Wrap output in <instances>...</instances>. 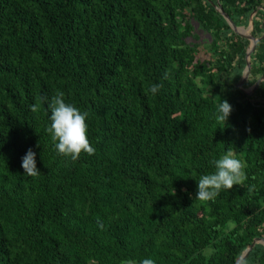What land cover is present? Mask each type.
<instances>
[{
    "label": "trees",
    "instance_id": "16d2710c",
    "mask_svg": "<svg viewBox=\"0 0 264 264\" xmlns=\"http://www.w3.org/2000/svg\"><path fill=\"white\" fill-rule=\"evenodd\" d=\"M196 23L206 43L187 41ZM263 32L264 0H0V264H236L264 239V86L237 85ZM250 57L264 76V37ZM58 91L88 113L93 155L57 152ZM229 151L243 186L197 200ZM240 263L264 264V245Z\"/></svg>",
    "mask_w": 264,
    "mask_h": 264
},
{
    "label": "clouds",
    "instance_id": "9594fccd",
    "mask_svg": "<svg viewBox=\"0 0 264 264\" xmlns=\"http://www.w3.org/2000/svg\"><path fill=\"white\" fill-rule=\"evenodd\" d=\"M242 77H247L250 82H259L264 86V76H257L251 79L247 70H242ZM162 87L160 84H153L150 91L155 95ZM33 113L39 111L37 104L29 106ZM50 109L51 124L47 128L57 152L64 157L70 158L73 162L76 161L81 153L93 155L95 149L91 146L87 136L88 125L86 118L87 112H81L76 106L66 103L63 92H57L48 104ZM217 119L226 122L232 106L227 100H222L218 104ZM36 153L29 148L26 154L22 157L21 167L24 169V174L36 177L40 170L37 168ZM215 167L214 173L202 175L197 181V191L195 198L202 202L214 201L221 191H229L234 185L243 186L247 176L244 172L246 163L235 158L233 152L229 151L221 158L212 161ZM127 264H133V261H127ZM139 264H155L151 258L143 259Z\"/></svg>",
    "mask_w": 264,
    "mask_h": 264
},
{
    "label": "water",
    "instance_id": "95a60500",
    "mask_svg": "<svg viewBox=\"0 0 264 264\" xmlns=\"http://www.w3.org/2000/svg\"><path fill=\"white\" fill-rule=\"evenodd\" d=\"M219 12L220 14L224 17V19L227 21V23L229 24V26L235 31V32H242L243 30L236 26L231 20L230 18L228 17L227 14H225L223 12V10L221 9V7H219ZM264 37V32L262 34V36L260 38H253L251 40V42L249 43V46L247 48V52H246V65H245V68L244 70H247L249 72V69H250V47L254 44H256L260 39H262ZM245 79V77H242L240 78L239 82L237 83V85L240 87L243 80ZM259 85V82H256L250 89L248 90H245L246 93H251L252 91H254L256 89V87ZM256 243H261L264 245V239H260V238H255L251 244L244 250V252L242 253V255L237 258L236 260V264H241V260L250 252V250L253 248V246L256 244Z\"/></svg>",
    "mask_w": 264,
    "mask_h": 264
},
{
    "label": "rangeland",
    "instance_id": "374dc122",
    "mask_svg": "<svg viewBox=\"0 0 264 264\" xmlns=\"http://www.w3.org/2000/svg\"><path fill=\"white\" fill-rule=\"evenodd\" d=\"M251 26V25H250ZM250 26H248V27H246V28H244L243 26H241L240 28L243 30V32H248L249 31V28H250ZM195 32H197V34H198V36H199V39L197 40V39H191V38H188L187 39V41L188 42H195V41H197L198 43H200V41L202 40L204 43H206V41H204L203 39L206 37V35H204V33L202 32V30L200 29V25L198 24V23H196L195 24ZM203 42H202V45H203ZM201 44H200V50H201V52H200V56H202V57H204V58H208L210 55H209V53H208V51L206 50V48L205 47H203Z\"/></svg>",
    "mask_w": 264,
    "mask_h": 264
}]
</instances>
